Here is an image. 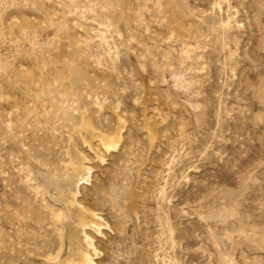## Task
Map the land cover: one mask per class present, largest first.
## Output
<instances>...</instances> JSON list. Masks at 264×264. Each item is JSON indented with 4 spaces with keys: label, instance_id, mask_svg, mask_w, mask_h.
Here are the masks:
<instances>
[{
    "label": "rangeland",
    "instance_id": "rangeland-1",
    "mask_svg": "<svg viewBox=\"0 0 264 264\" xmlns=\"http://www.w3.org/2000/svg\"><path fill=\"white\" fill-rule=\"evenodd\" d=\"M75 153L96 229L52 195ZM85 235L91 264H264V0H0V264Z\"/></svg>",
    "mask_w": 264,
    "mask_h": 264
},
{
    "label": "bare ground",
    "instance_id": "bare-ground-1",
    "mask_svg": "<svg viewBox=\"0 0 264 264\" xmlns=\"http://www.w3.org/2000/svg\"><path fill=\"white\" fill-rule=\"evenodd\" d=\"M149 132L150 136L153 137L154 135L151 127ZM91 137V130L87 126L83 133V140L87 143H90ZM119 140V132L114 138H109L107 136L100 135V141L102 145L107 149L116 147ZM75 159V161H77V165L75 166V170L72 173H70L61 180L51 179L55 190L52 195L56 200L65 205V207L69 211L68 214L70 218L74 219V221H77L76 218L79 217V220H81L82 222L81 225L83 224L90 226L92 224L96 229L101 225L100 220L96 217L94 213L84 209L76 199L79 193V185L82 182L89 180V169L83 165L82 161L84 158L80 153H75ZM81 239L82 240L81 242L79 241V244L77 243L75 245L69 246L70 249H73L72 251H66L67 254H65L61 259L59 258L57 261L52 262L51 264H91L90 262L92 261V253L90 248L91 246L87 241L88 238L86 236L82 237ZM71 244H73V242Z\"/></svg>",
    "mask_w": 264,
    "mask_h": 264
}]
</instances>
